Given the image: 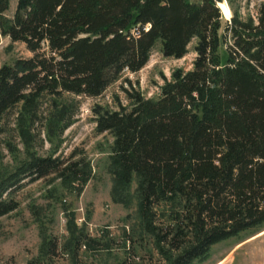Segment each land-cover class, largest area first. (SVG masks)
Masks as SVG:
<instances>
[{"label":"trees","instance_id":"16d2710c","mask_svg":"<svg viewBox=\"0 0 264 264\" xmlns=\"http://www.w3.org/2000/svg\"><path fill=\"white\" fill-rule=\"evenodd\" d=\"M10 1L0 0V36L32 56L0 67V135L16 130L25 152L0 169V217L17 209L26 179L50 176L79 193L91 178L86 156L29 150L34 129L52 142L74 122L66 94L100 96L140 70L156 43L181 58L194 40L191 68L173 69L156 97L126 80L127 104L115 95V109L92 106L96 131L112 137V200L135 205L139 234L164 264L202 261L213 245L264 230V0L246 17L226 0L228 20L222 0H15L8 16ZM5 145L15 158L16 145ZM32 212L41 242L25 264H50L58 248L79 264L81 247L98 250L71 212L60 247Z\"/></svg>","mask_w":264,"mask_h":264},{"label":"rangeland","instance_id":"374dc122","mask_svg":"<svg viewBox=\"0 0 264 264\" xmlns=\"http://www.w3.org/2000/svg\"><path fill=\"white\" fill-rule=\"evenodd\" d=\"M261 1L231 0L233 8L241 17L255 16ZM14 8L15 0H11L6 15L11 16ZM230 17L223 15L225 20ZM194 43L192 40L188 44L187 53L181 58L164 56L160 44L156 43L147 63L140 70L133 73L124 71L100 96L66 94V98L74 100L76 104L74 122L64 130L59 140L49 142L44 138L42 127L34 129L35 140L29 150L41 155L54 153L67 157L74 152L76 156H86L92 167V175L79 193L65 190L59 180L50 181V176L33 181L26 179L15 194L19 204L17 209L0 217V264H25L38 254L40 226L32 209H38V216L47 234L57 240L59 247L68 234V212L73 214L76 226L83 229L87 238L98 240V250L80 248L79 264H164L163 259L152 249L149 237L139 234L135 205L126 208L112 200V174L108 169L112 137L106 132L96 131L91 108L94 104H101L115 109V95L122 104H127L122 91V87L129 88L126 80L146 98L156 97L159 86L164 78H170L173 69L191 68L195 57ZM30 56L32 53L23 43L0 36V67L13 63L17 58ZM13 118V115L10 116L11 126ZM6 140L18 148L15 158L6 149ZM24 155V147L16 130L11 129L7 135H0V169L13 167ZM50 264L71 262L58 248ZM193 264H264V230L219 242L211 247L206 259Z\"/></svg>","mask_w":264,"mask_h":264},{"label":"bare ground","instance_id":"6f19581e","mask_svg":"<svg viewBox=\"0 0 264 264\" xmlns=\"http://www.w3.org/2000/svg\"><path fill=\"white\" fill-rule=\"evenodd\" d=\"M221 13L226 16V17H230V9L226 3V1H221L217 3Z\"/></svg>","mask_w":264,"mask_h":264},{"label":"built area","instance_id":"2783aa9c","mask_svg":"<svg viewBox=\"0 0 264 264\" xmlns=\"http://www.w3.org/2000/svg\"><path fill=\"white\" fill-rule=\"evenodd\" d=\"M137 30H138L137 28H134V29L131 31V34H132V35H137Z\"/></svg>","mask_w":264,"mask_h":264}]
</instances>
